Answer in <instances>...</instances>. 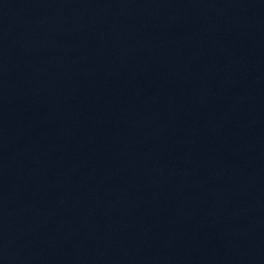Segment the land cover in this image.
I'll return each mask as SVG.
<instances>
[{
	"label": "water",
	"instance_id": "water-1",
	"mask_svg": "<svg viewBox=\"0 0 264 264\" xmlns=\"http://www.w3.org/2000/svg\"><path fill=\"white\" fill-rule=\"evenodd\" d=\"M0 264H264V0H0Z\"/></svg>",
	"mask_w": 264,
	"mask_h": 264
}]
</instances>
